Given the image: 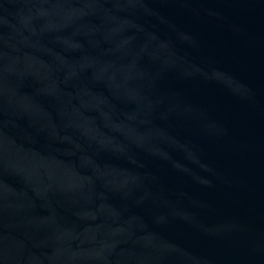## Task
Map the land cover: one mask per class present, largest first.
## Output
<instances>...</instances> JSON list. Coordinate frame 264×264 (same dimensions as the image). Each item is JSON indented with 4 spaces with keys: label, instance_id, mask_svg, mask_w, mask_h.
Returning <instances> with one entry per match:
<instances>
[{
    "label": "water",
    "instance_id": "1",
    "mask_svg": "<svg viewBox=\"0 0 264 264\" xmlns=\"http://www.w3.org/2000/svg\"><path fill=\"white\" fill-rule=\"evenodd\" d=\"M0 264H264V0H0Z\"/></svg>",
    "mask_w": 264,
    "mask_h": 264
}]
</instances>
